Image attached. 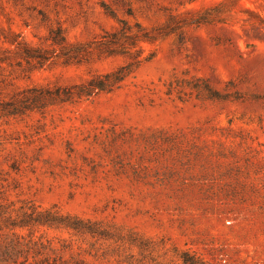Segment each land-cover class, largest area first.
<instances>
[{
    "label": "rangeland",
    "instance_id": "1",
    "mask_svg": "<svg viewBox=\"0 0 264 264\" xmlns=\"http://www.w3.org/2000/svg\"><path fill=\"white\" fill-rule=\"evenodd\" d=\"M183 251L264 264V0H0V264Z\"/></svg>",
    "mask_w": 264,
    "mask_h": 264
},
{
    "label": "trees",
    "instance_id": "2",
    "mask_svg": "<svg viewBox=\"0 0 264 264\" xmlns=\"http://www.w3.org/2000/svg\"><path fill=\"white\" fill-rule=\"evenodd\" d=\"M123 33L124 32L122 30L114 31L111 34L106 35V37L110 36L112 43H115L116 41L117 43H119L120 37ZM50 37L51 39H53L54 42H60L64 40V36L62 35V30L60 27L56 29H52L50 32ZM128 38L130 39L132 43H136L138 36L134 34L132 36H128ZM108 44L111 45L110 43ZM34 50H37V49H34ZM135 65H136V62L132 61V62H129L127 64L120 66L116 70H113L107 73L93 75L86 83H79L73 89L66 90L65 93L67 97H70L72 95L73 96L77 95L79 97H84V96L90 97L101 91L108 90L116 82L124 79L128 75V73L133 70ZM60 94L61 92L58 91L56 95H60ZM45 97L47 96L43 94L36 95V101L37 100L39 101L40 99H45ZM48 97H54V96L50 94V96ZM26 105H29L28 101H25L24 106ZM41 214H43V212ZM71 225L81 228L82 220L80 218H77V219L75 218L74 222H71ZM8 256L13 257L12 253H9ZM183 257H184L185 264H197L198 263V260H196L197 258H195L196 256L194 254H191L189 251H183ZM5 259L8 260V258H5Z\"/></svg>",
    "mask_w": 264,
    "mask_h": 264
}]
</instances>
